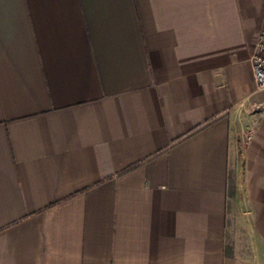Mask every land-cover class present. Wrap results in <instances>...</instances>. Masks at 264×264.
<instances>
[{
  "label": "crops",
  "instance_id": "1",
  "mask_svg": "<svg viewBox=\"0 0 264 264\" xmlns=\"http://www.w3.org/2000/svg\"><path fill=\"white\" fill-rule=\"evenodd\" d=\"M263 26L264 0H0V264H264Z\"/></svg>",
  "mask_w": 264,
  "mask_h": 264
},
{
  "label": "built area",
  "instance_id": "2",
  "mask_svg": "<svg viewBox=\"0 0 264 264\" xmlns=\"http://www.w3.org/2000/svg\"><path fill=\"white\" fill-rule=\"evenodd\" d=\"M249 60L256 90L264 92V26L256 37Z\"/></svg>",
  "mask_w": 264,
  "mask_h": 264
},
{
  "label": "rangeland",
  "instance_id": "3",
  "mask_svg": "<svg viewBox=\"0 0 264 264\" xmlns=\"http://www.w3.org/2000/svg\"><path fill=\"white\" fill-rule=\"evenodd\" d=\"M236 182H237L236 179H231V178L229 179V190H228L229 197H232L235 195ZM230 208L231 207H229L228 210H230ZM232 212H233V214H235L234 215V219H235L234 222L237 223V225L235 224L236 225L235 230H236V232H238V235L241 236V233L244 230V228H243L244 223H242V221L240 219L242 217L241 215H242V212H244V209L233 207ZM229 244H230V242H229ZM242 244H245V242H243ZM230 249H231V247L228 245V250H230Z\"/></svg>",
  "mask_w": 264,
  "mask_h": 264
}]
</instances>
